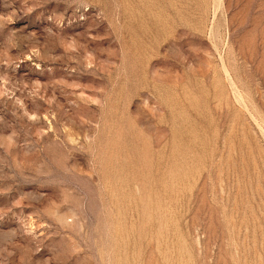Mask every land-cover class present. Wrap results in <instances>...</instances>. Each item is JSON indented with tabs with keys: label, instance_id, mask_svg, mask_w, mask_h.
Returning <instances> with one entry per match:
<instances>
[{
	"label": "rangeland",
	"instance_id": "rangeland-1",
	"mask_svg": "<svg viewBox=\"0 0 264 264\" xmlns=\"http://www.w3.org/2000/svg\"><path fill=\"white\" fill-rule=\"evenodd\" d=\"M0 264H264V0H0Z\"/></svg>",
	"mask_w": 264,
	"mask_h": 264
}]
</instances>
